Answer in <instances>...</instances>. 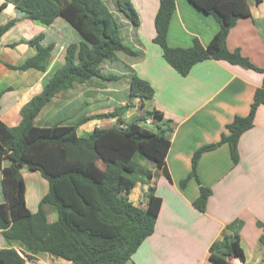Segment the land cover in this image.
Returning <instances> with one entry per match:
<instances>
[{
	"label": "trees",
	"instance_id": "16d2710c",
	"mask_svg": "<svg viewBox=\"0 0 264 264\" xmlns=\"http://www.w3.org/2000/svg\"><path fill=\"white\" fill-rule=\"evenodd\" d=\"M113 1L115 10L137 27L139 18L131 0ZM188 2L213 16L218 29L206 45L195 37L187 47H172L168 45L167 32L175 0H159L154 16L153 42L161 48L162 57L171 67L186 75L196 62L213 58L264 73V68L255 66L239 49L230 50L226 45L228 32L238 19L250 16L247 0ZM6 3L13 4L26 18L44 27L61 17L82 39L66 46L63 64L23 109L19 126L11 129L0 122V168L5 158L9 160V164L3 167L2 176L6 201L0 203V232L6 244L0 247V263L26 264L25 257L30 256H22L15 248L19 246L22 250L45 252L72 264H126L154 230L162 202L156 194L155 173L159 171L170 180L166 155L172 128L158 125L157 130H150L139 123L149 117L163 119V113L152 108L123 123L122 114L130 105L126 102L110 111L80 117L72 125L55 122L38 126L35 122L58 92L72 88L75 83L103 87L106 82L117 79L115 74L102 73L100 66L104 60L116 59L119 52L129 56H136L139 52L124 42L121 25L106 0H3L0 10ZM14 23L9 20L0 25V37ZM43 38L41 32L23 40L35 46L36 53L19 66L6 65L15 69H43L41 61L54 47V43L43 45ZM153 94L149 81L136 73L131 74L130 100L138 98L143 107L144 101L151 99ZM261 104L264 105V77L262 85L253 92L246 115H235L225 125L217 142L203 145L193 152L190 170L181 179L180 186L184 187L190 179L198 183V196L193 201L198 210H205L211 194L210 188L202 185L198 177L200 156L226 144L231 161L236 164L239 138L252 127ZM103 118H115L118 125L94 127L87 135L77 134L79 124ZM22 167L38 171L48 183V190L35 212L26 205ZM136 182L147 185L144 208L127 199V193ZM45 205L53 207L56 212V219L52 222L46 220ZM260 241L264 243V235ZM208 252L210 264H232L231 257L244 261L240 236L235 232L223 233L210 244Z\"/></svg>",
	"mask_w": 264,
	"mask_h": 264
},
{
	"label": "crops",
	"instance_id": "0c3cea01",
	"mask_svg": "<svg viewBox=\"0 0 264 264\" xmlns=\"http://www.w3.org/2000/svg\"><path fill=\"white\" fill-rule=\"evenodd\" d=\"M3 0H0V4ZM138 10L139 25L127 30V40L139 54L118 55L106 63L109 73L125 76L127 85L103 87L75 83L70 89L58 92L37 117L36 125L49 126L55 122L75 124L80 117L110 111L129 102L122 114L125 123L130 116L155 108L163 119L147 118L150 130L172 128L166 167L170 180L159 171L155 173L156 194L161 206L153 232L141 243L126 264H210V244L225 232L240 236L244 261L231 257L232 264H264V105L258 106L253 125L243 132L238 141L239 159L233 164L226 144L202 153L197 173L202 185L211 190L205 210L194 207L199 185L190 179L184 187L180 181L190 170L193 152L218 141L225 125L235 115H246L252 95L263 83L264 73L243 68L224 60L207 58L196 62L186 75L179 74L162 57L161 48L153 42L154 16L159 0H131ZM250 16L238 19L226 38L228 49H239L255 66L264 68V0H247ZM9 20L14 24L0 37V122L11 129L19 126L23 109L40 93L43 85L64 62L66 46L80 42L82 37L61 17L44 27L26 18L24 13L6 3L0 10V25ZM123 21V20H122ZM127 24V21H124ZM218 29L213 16L195 8L188 0H175L170 19L167 42L172 47H187L193 38L206 45ZM44 33L43 45L54 43L51 54L41 61L43 69L19 66L36 53L28 40ZM129 34V35H128ZM120 62L121 67H113ZM113 67V69H112ZM132 73L150 82L154 89L151 99L140 106L138 98H128V83ZM138 113L136 114V107ZM112 119H90L76 128L78 135H87L94 127L113 126ZM170 119L171 122H166ZM116 120V119H115ZM49 123V124H43ZM142 124V122H141ZM0 168V203L6 201ZM25 183V201L35 212L41 197L48 190L46 179L36 170L20 169ZM147 185L136 182L127 193L134 205L145 207ZM43 206L47 222L56 219L55 210ZM0 232V247L5 246ZM25 257L26 264H72L45 252H33L15 247ZM1 264V263H0Z\"/></svg>",
	"mask_w": 264,
	"mask_h": 264
},
{
	"label": "rangeland",
	"instance_id": "374dc122",
	"mask_svg": "<svg viewBox=\"0 0 264 264\" xmlns=\"http://www.w3.org/2000/svg\"><path fill=\"white\" fill-rule=\"evenodd\" d=\"M106 3H107V5L109 6V8L114 12V14H115V16H116V18H117V20H118V22L120 23V25H121V32H122V37H123V40H124V42L126 43V44H128V45H130V43H128V40H127V30L126 29H128L129 27H131V29L132 28H135V30H136V27H134L133 25H132V23L130 22V20H128L124 15H123V13H121V12H119L118 10H115V4H114V1L113 0H106ZM134 7V6H133ZM134 9H135V7H134ZM135 11L137 12V15H138V18H139V14H138V10L137 9H135ZM123 20V21H122ZM124 21H127V24H124ZM139 23H140V21H139ZM129 35V34H128ZM131 46V45H130ZM118 55H125V54H123V53H121V52H119L118 53ZM127 57H131V56H129V55H127ZM110 60H104L102 63H101V71H102V73H104V74H114V73H112V72H108L109 71V69L105 66L106 65V63H111V62H109ZM112 64H113V67L115 66V67H121V64L122 63H120V62H112ZM113 67H112V69H113ZM99 81H101V80H99ZM106 84L108 85V84H115L116 86H119L120 88H122L124 85H127V82H126V77L125 76H118V78L117 79H115L114 81H109V82H106ZM128 86H129V83H128ZM138 106L136 107V111H135V113L137 114L138 113ZM143 113H145V112H143ZM136 118V116L134 115L133 117L132 116H130L128 119H125L126 120V122L125 123H127V122H130V121H132L133 119H135ZM147 120V119H146ZM146 120H142V121H138L139 123H140V125H142V126H144V127H148L149 128V126H147V125H145V124H148V123H145V121ZM141 122H142V124H141ZM43 124H49V123H43ZM112 124L115 126V125H118V123H117V121L115 120V119H112ZM41 178H43L42 176H41ZM44 179V178H43ZM47 208L49 209V211H51V210H54L53 209V207H51V206H47ZM129 263V262H128Z\"/></svg>",
	"mask_w": 264,
	"mask_h": 264
},
{
	"label": "built area",
	"instance_id": "2783aa9c",
	"mask_svg": "<svg viewBox=\"0 0 264 264\" xmlns=\"http://www.w3.org/2000/svg\"><path fill=\"white\" fill-rule=\"evenodd\" d=\"M145 122H148V121H145Z\"/></svg>",
	"mask_w": 264,
	"mask_h": 264
}]
</instances>
